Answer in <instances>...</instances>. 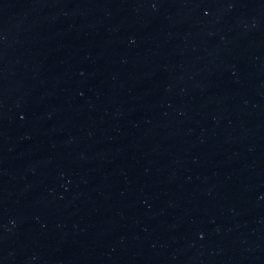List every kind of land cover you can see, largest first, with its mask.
<instances>
[{"label": "water", "instance_id": "water-1", "mask_svg": "<svg viewBox=\"0 0 264 264\" xmlns=\"http://www.w3.org/2000/svg\"><path fill=\"white\" fill-rule=\"evenodd\" d=\"M264 78V0H142Z\"/></svg>", "mask_w": 264, "mask_h": 264}]
</instances>
